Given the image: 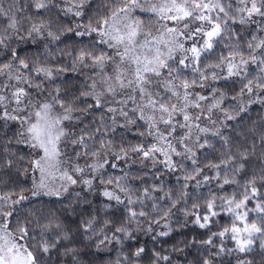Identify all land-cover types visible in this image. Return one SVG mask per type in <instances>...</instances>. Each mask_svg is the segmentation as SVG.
<instances>
[{
  "label": "snow or ice",
  "instance_id": "1",
  "mask_svg": "<svg viewBox=\"0 0 264 264\" xmlns=\"http://www.w3.org/2000/svg\"><path fill=\"white\" fill-rule=\"evenodd\" d=\"M256 105L264 0H0V264H264Z\"/></svg>",
  "mask_w": 264,
  "mask_h": 264
},
{
  "label": "trees",
  "instance_id": "2",
  "mask_svg": "<svg viewBox=\"0 0 264 264\" xmlns=\"http://www.w3.org/2000/svg\"><path fill=\"white\" fill-rule=\"evenodd\" d=\"M261 115H264V111H261L260 106H259V105H256L255 107L250 108V111H249V113H248V116L246 117V120L248 119V117H250L251 120L256 121L257 124H259V117H260ZM242 127H243V126H242ZM221 222H223V217L221 218ZM140 239H141V240L148 241V237H145V236H143L142 234H141V236H140ZM148 243H149V246H151V242L148 241ZM169 243H171V241H169ZM229 246H230V242H229ZM193 251H194V249H193ZM256 251L258 252L259 249L257 248ZM99 255L102 256L103 258L107 259V258H110V257H111V258H115L116 253H115V251L113 250L111 253L102 252V253H100ZM85 258L87 259V258H90V257H85ZM175 258H182V257H175ZM189 258H191V257H189ZM259 259H260L259 256H257V257H256L257 264H259Z\"/></svg>",
  "mask_w": 264,
  "mask_h": 264
}]
</instances>
